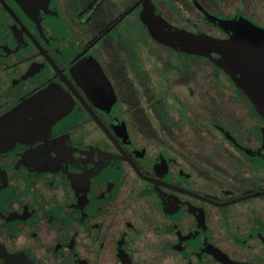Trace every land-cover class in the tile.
Here are the masks:
<instances>
[{"label": "flooded vegetation", "instance_id": "af4514ba", "mask_svg": "<svg viewBox=\"0 0 264 264\" xmlns=\"http://www.w3.org/2000/svg\"><path fill=\"white\" fill-rule=\"evenodd\" d=\"M146 4L219 39L264 28V0H0V243L30 264H264V119L155 41Z\"/></svg>", "mask_w": 264, "mask_h": 264}, {"label": "water", "instance_id": "95a60500", "mask_svg": "<svg viewBox=\"0 0 264 264\" xmlns=\"http://www.w3.org/2000/svg\"><path fill=\"white\" fill-rule=\"evenodd\" d=\"M142 21L151 37L177 52L206 57L222 69L264 119V28L240 21L227 39L195 34L170 25L146 4ZM1 264H30L22 254H11L0 243Z\"/></svg>", "mask_w": 264, "mask_h": 264}, {"label": "rangeland", "instance_id": "374dc122", "mask_svg": "<svg viewBox=\"0 0 264 264\" xmlns=\"http://www.w3.org/2000/svg\"><path fill=\"white\" fill-rule=\"evenodd\" d=\"M127 33H133L134 37L136 36L135 46L139 49L140 56L143 60H151L154 61V64H165L172 61H177L176 55L167 50L158 44L154 43L149 37L148 34L143 30L134 33V28L132 26H126ZM135 47V48H136Z\"/></svg>", "mask_w": 264, "mask_h": 264}]
</instances>
